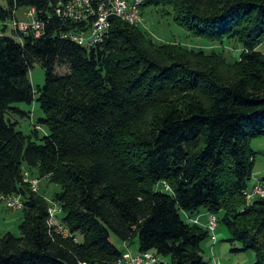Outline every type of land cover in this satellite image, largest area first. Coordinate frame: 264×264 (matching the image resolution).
<instances>
[{
    "label": "trees",
    "instance_id": "trees-1",
    "mask_svg": "<svg viewBox=\"0 0 264 264\" xmlns=\"http://www.w3.org/2000/svg\"><path fill=\"white\" fill-rule=\"evenodd\" d=\"M61 1L0 6V22L34 8L44 23L41 36H0V205L23 202L21 236L0 235V264H117L126 253L112 236L127 247L138 236V252L158 264H207L209 230L182 219L200 211L216 216L234 253L264 264V197L245 200L251 142L264 137V0H144L140 24L113 17L94 46L72 40L89 23L60 18ZM147 9L186 38L240 53L229 61L221 49L159 43L142 28ZM35 64L45 72L37 92ZM34 101L43 118L25 135L11 117L28 118L16 104ZM26 172L59 191L33 192ZM47 199L70 237L49 230Z\"/></svg>",
    "mask_w": 264,
    "mask_h": 264
},
{
    "label": "built area",
    "instance_id": "built-area-1",
    "mask_svg": "<svg viewBox=\"0 0 264 264\" xmlns=\"http://www.w3.org/2000/svg\"><path fill=\"white\" fill-rule=\"evenodd\" d=\"M144 0H66L58 3L56 14L64 19L77 23L89 25L87 29L71 34L72 40L78 45L94 46L102 41V38L110 29V20L113 17L120 18L131 25H138L142 22L140 7ZM26 20L12 21L16 31L35 36H41L44 32V23L37 19L36 10L31 8L25 13ZM24 183H28L30 189L38 193L40 180L31 179L29 173H24ZM256 197H264V186L257 180L254 181L250 191L245 192L247 204ZM253 197V198H252ZM252 198V199H251ZM6 207L12 212H18L23 208L20 197L2 198ZM49 205L47 224L51 233L61 235L63 238L70 237L68 229L59 221L61 214L60 206L51 199H47ZM190 223L203 225L210 232V240L216 243L217 218L215 215L206 214V222L201 223L198 219H189ZM158 264L159 259L152 252L126 253L118 264Z\"/></svg>",
    "mask_w": 264,
    "mask_h": 264
},
{
    "label": "rangeland",
    "instance_id": "rangeland-1",
    "mask_svg": "<svg viewBox=\"0 0 264 264\" xmlns=\"http://www.w3.org/2000/svg\"><path fill=\"white\" fill-rule=\"evenodd\" d=\"M0 6L5 8L7 7V4L5 0H0ZM21 10L18 11L17 17H20ZM2 25L6 26L5 31L2 30ZM143 29L152 36L154 40H156L159 43H170L172 41H175L176 43H180L183 45H186L187 47L194 48L196 50L207 48L209 51L211 49H221L220 46H209L208 44L192 39V38H186L182 35V33L179 31V29L173 25V23L170 20L167 19H161L160 15L151 14L148 9L145 11L144 16V22H143ZM13 31L15 32L11 20H7L6 22H0V36H7V37H13ZM16 39V38H15ZM224 51L225 57L229 61L235 60V57H238V54L240 53V49L234 47L231 44H224L222 46V49ZM264 51V48H263ZM67 72L65 68L58 67L56 69V73L59 75H63ZM28 79L30 81V84L32 85V88L35 92H37L38 88L43 87L45 83V72L42 69V67L39 64H35L33 68L30 69L28 74ZM37 97V94L35 95V98ZM16 107L21 109L22 111L29 113L28 118L22 119L21 117H11L12 119H15L20 125L18 126V130H20L25 135H28V133L31 131V127L33 123H37L40 118H43V114L40 111L37 102L34 101L31 105H25V104H16ZM40 132V135H45L46 129L41 127V130L38 129ZM251 147L256 153L255 157V167H254V173H253V179L251 181L250 186L253 185L254 181H259L263 186L264 184L260 181L264 178V137H258L254 138L251 142ZM260 179V180H259ZM54 189V191L58 192L59 187L50 185L47 187V182L42 180L40 185V194H43L45 196H51V191ZM256 198V196H253ZM252 197V198H253ZM251 198V199H252ZM253 198V199H254ZM252 199V200H253ZM245 200L247 202V199L245 197ZM251 200V201H252ZM191 219H196L194 217H189ZM182 219L184 221H188L187 217H185V214H182ZM22 222V213L21 212H12L5 208L3 204L0 205V235H5L7 233L12 234L15 237H20V230L19 226ZM202 223V222H201ZM218 233V234H217ZM216 233V237L219 238V241L225 240L227 238V234L223 228H220L219 232ZM113 238V244L119 248L122 249L123 243L120 242L118 239H116L114 236ZM77 241H79V238H76ZM138 236H135L133 240L128 244V250L130 251H136L138 250ZM226 242H219L220 244H225ZM240 246L239 244H236ZM207 255H205L204 259L208 261L206 258ZM240 260H242L241 264H248L250 259H254L253 254L250 252H243L239 254ZM161 261L163 264H171L170 257H162Z\"/></svg>",
    "mask_w": 264,
    "mask_h": 264
},
{
    "label": "crops",
    "instance_id": "crops-1",
    "mask_svg": "<svg viewBox=\"0 0 264 264\" xmlns=\"http://www.w3.org/2000/svg\"><path fill=\"white\" fill-rule=\"evenodd\" d=\"M260 180V179H259ZM264 184V178L260 180ZM206 212L200 211L197 215H193L190 217H194L198 219L200 222L205 223L206 222ZM185 217H189L185 214ZM220 229H218L217 232H219ZM218 234V233H217ZM226 242L225 244H220L219 242ZM122 250L124 253H132V254H137L138 250L136 251H130L128 250V247L123 245ZM202 250H203V259L206 256L208 259L207 264H241L242 260H240L239 254L241 253H234L232 251V246L227 242V238L225 240L219 241V238H217V242L215 244L212 243V241L209 239L207 242H205L202 245ZM128 251V252H127ZM243 253V252H242ZM254 259H250L248 264H253ZM125 264V263H122Z\"/></svg>",
    "mask_w": 264,
    "mask_h": 264
},
{
    "label": "clouds",
    "instance_id": "clouds-1",
    "mask_svg": "<svg viewBox=\"0 0 264 264\" xmlns=\"http://www.w3.org/2000/svg\"><path fill=\"white\" fill-rule=\"evenodd\" d=\"M188 219H191V218L187 217V220H188ZM188 221H189V220H188ZM216 242H217V240H216ZM213 244H215V243H213Z\"/></svg>",
    "mask_w": 264,
    "mask_h": 264
},
{
    "label": "bare ground",
    "instance_id": "bare-ground-1",
    "mask_svg": "<svg viewBox=\"0 0 264 264\" xmlns=\"http://www.w3.org/2000/svg\"><path fill=\"white\" fill-rule=\"evenodd\" d=\"M73 235V234H72ZM128 252V251H127ZM130 253V252H129ZM139 253V252H138ZM82 264V263H81ZM118 264V263H117Z\"/></svg>",
    "mask_w": 264,
    "mask_h": 264
}]
</instances>
